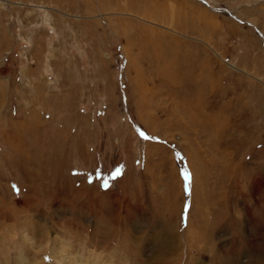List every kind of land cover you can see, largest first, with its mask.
<instances>
[{
	"label": "rangeland",
	"instance_id": "374dc122",
	"mask_svg": "<svg viewBox=\"0 0 264 264\" xmlns=\"http://www.w3.org/2000/svg\"><path fill=\"white\" fill-rule=\"evenodd\" d=\"M0 264H264V0H0Z\"/></svg>",
	"mask_w": 264,
	"mask_h": 264
},
{
	"label": "crops",
	"instance_id": "0c3cea01",
	"mask_svg": "<svg viewBox=\"0 0 264 264\" xmlns=\"http://www.w3.org/2000/svg\"><path fill=\"white\" fill-rule=\"evenodd\" d=\"M18 107H10V109L8 111H6V113L10 116H16L18 114L17 112ZM22 125V126H21ZM21 125L18 127L19 129H22V127H24V123H21ZM32 128L31 126H28V131L27 133L34 138V130L33 132H31ZM26 132L23 134L24 136H27ZM21 135L20 133L18 134L16 130L12 129V127H10L9 125H6V127L2 128L1 130V138H2V147L4 149L2 150H10L16 147H23V145L25 144H30L32 142L31 139L29 138H24V136ZM36 139V138H35ZM34 139V140H35Z\"/></svg>",
	"mask_w": 264,
	"mask_h": 264
},
{
	"label": "snow or ice",
	"instance_id": "6c2138e0",
	"mask_svg": "<svg viewBox=\"0 0 264 264\" xmlns=\"http://www.w3.org/2000/svg\"><path fill=\"white\" fill-rule=\"evenodd\" d=\"M115 175H119V172H117ZM114 178H115V176L112 177V179H114ZM107 183H108V182L105 181V186H107Z\"/></svg>",
	"mask_w": 264,
	"mask_h": 264
},
{
	"label": "bare ground",
	"instance_id": "6f19581e",
	"mask_svg": "<svg viewBox=\"0 0 264 264\" xmlns=\"http://www.w3.org/2000/svg\"><path fill=\"white\" fill-rule=\"evenodd\" d=\"M69 251V250H68ZM67 253V252H66Z\"/></svg>",
	"mask_w": 264,
	"mask_h": 264
}]
</instances>
